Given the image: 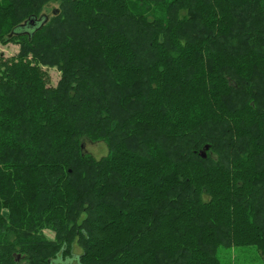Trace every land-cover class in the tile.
I'll return each instance as SVG.
<instances>
[{
  "label": "trees",
  "instance_id": "obj_1",
  "mask_svg": "<svg viewBox=\"0 0 264 264\" xmlns=\"http://www.w3.org/2000/svg\"><path fill=\"white\" fill-rule=\"evenodd\" d=\"M2 39L0 264L264 256V0H0Z\"/></svg>",
  "mask_w": 264,
  "mask_h": 264
},
{
  "label": "rangeland",
  "instance_id": "obj_2",
  "mask_svg": "<svg viewBox=\"0 0 264 264\" xmlns=\"http://www.w3.org/2000/svg\"><path fill=\"white\" fill-rule=\"evenodd\" d=\"M60 3L51 1L45 5L41 12L38 21L43 19L48 20L51 16L59 11ZM20 45L18 41L0 40V55L4 57H11L18 53ZM53 83H57L60 78V72L56 69H50ZM84 141V150L100 158L109 153L108 146L105 141L92 142L86 138ZM82 249L78 246L74 248V255L64 259L62 256L54 260V264H81L79 255ZM218 256L225 264H264V256L257 249L256 246H232L220 247L218 249Z\"/></svg>",
  "mask_w": 264,
  "mask_h": 264
},
{
  "label": "water",
  "instance_id": "obj_3",
  "mask_svg": "<svg viewBox=\"0 0 264 264\" xmlns=\"http://www.w3.org/2000/svg\"><path fill=\"white\" fill-rule=\"evenodd\" d=\"M34 23H36V22L32 21V24H33V25H34Z\"/></svg>",
  "mask_w": 264,
  "mask_h": 264
}]
</instances>
